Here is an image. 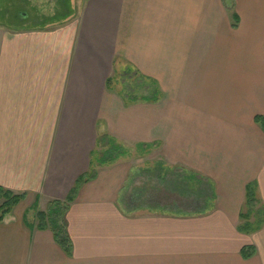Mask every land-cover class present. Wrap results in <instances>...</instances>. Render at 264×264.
<instances>
[{"label":"crops","instance_id":"obj_1","mask_svg":"<svg viewBox=\"0 0 264 264\" xmlns=\"http://www.w3.org/2000/svg\"><path fill=\"white\" fill-rule=\"evenodd\" d=\"M230 1L82 0L53 26L0 30V188L25 196L0 224V264H264V226L238 231L248 184L264 207V0ZM126 66L160 101L107 85ZM105 135L159 145L166 166L210 183L212 200L129 214L127 173L93 165L63 217L68 257L26 211L65 201Z\"/></svg>","mask_w":264,"mask_h":264},{"label":"rangeland","instance_id":"obj_2","mask_svg":"<svg viewBox=\"0 0 264 264\" xmlns=\"http://www.w3.org/2000/svg\"><path fill=\"white\" fill-rule=\"evenodd\" d=\"M58 1L59 0H0V30L12 31V29L15 30L16 28L17 30L33 28L35 25L41 24L42 22L43 24L40 25L42 27L53 26L59 22L54 20L51 21L57 11H59ZM228 2L231 3L230 0H227V3ZM82 3V0H69L71 10L74 5L75 8L79 9ZM232 10V8L229 9V11L234 12ZM21 13L24 17L27 15L26 19H19V14ZM111 85L130 101L137 100L135 102H142L141 99L143 97L152 98L153 96L154 98L157 97V101H160V93L155 91L154 85L150 81L136 75L135 71L129 66H126L125 68L122 67L120 74L113 78ZM158 146L159 145H154L152 149H149V147L147 149L144 146H139V148H137L134 146L121 145L123 154L112 163L105 165L112 166L116 164L121 167L119 169H122L124 174L127 173L125 183L126 185L128 183V186H130L129 188H131L130 194L126 197H122L121 203L118 204L121 208L123 207L126 211H128L129 214L136 216L148 214L149 210L145 208V205L136 206V204H139L137 202L140 199L141 201L144 199L149 201L153 200L159 204L167 202L168 200L165 193H160V191L157 190L165 185L166 181H170L176 177H179L183 185L188 184L195 188L197 192L196 196L199 195V197L197 196V199L203 196L202 193L198 192L199 189L197 183L195 181H189L188 178L190 175L188 172L186 173L179 168L168 167L164 164L160 156V151L157 149ZM104 150L105 148L101 149L100 152H103ZM128 169L129 171H127ZM202 185V188L206 190L208 188L207 195L204 199V203H206L209 200H212L211 198L213 194H211V187H209L206 182H203ZM143 186L148 187L145 192L146 195L144 194V196L141 191H138L137 195L133 196L132 190L137 188L140 189ZM172 199L173 198H170V200ZM256 208L258 210H262V206L260 204ZM45 210H41L37 206L33 205L26 211V221L32 222L37 211ZM243 211L245 212V210ZM155 213H164L168 215L181 214L176 207H172V209L168 210L164 209L163 211L155 210Z\"/></svg>","mask_w":264,"mask_h":264},{"label":"trees","instance_id":"obj_3","mask_svg":"<svg viewBox=\"0 0 264 264\" xmlns=\"http://www.w3.org/2000/svg\"><path fill=\"white\" fill-rule=\"evenodd\" d=\"M58 7L59 11L55 14V16L51 19L54 21H62L64 19H67L72 15V10L69 6V0H59L58 1ZM26 15V14H25ZM231 19L233 21V27H236L237 25V16L234 12L231 14ZM27 16V15H26ZM26 16L19 14V19H26ZM24 20V19H23ZM41 24L35 25V27H42ZM20 25V24H19ZM111 84V81H107V85L109 86ZM137 101V100H133ZM141 101H147V102H157V97L154 98H142ZM254 123L260 128L262 133L264 134V116H257L254 119ZM105 150L103 152H100L101 149ZM107 148V149H106ZM148 148V147H147ZM150 148V147H149ZM152 148V147H151ZM123 154V151L121 149V146L113 140L112 138L108 136H102L99 137L97 140V150L92 155V166L90 167V171L80 177L73 189L71 190L70 194L66 198L65 201L59 202L54 201L50 202L45 211H37L33 217L32 226H34L36 229L45 231L49 230L56 242V244L62 249V251L70 257L72 255V244L71 240L67 235L65 224H64V214L67 212V210L70 207V204L74 202L76 199L78 190L80 187L96 178L97 175V169L94 166H104L106 164L112 163L114 160H116L119 156ZM181 171V170H180ZM184 171V170H183ZM187 173V171H184ZM190 177L188 178L189 181H195L198 185V189L202 195L199 199V195L196 196L197 192L195 188L192 185H183L179 179V177H176L170 181H166L165 185H163L160 189H156L157 191H160V193H165L167 196V202H163L162 204H159L157 202H154L153 200H142L141 199L137 202L139 204H136V206L145 205V208L149 210V212L155 210H161L164 209H172V207H176L179 212L186 213V212H197L198 210H201L203 206H205L204 199L207 195V190L202 188L203 182H206L208 186L210 187V183L208 181L198 175H194L192 173H189ZM148 187L143 186L140 189H133L132 194L137 195V192L141 191L144 195L147 191ZM199 193V194H200ZM140 195V194H139ZM146 195V194H145ZM144 195V196H145ZM132 196V195H131ZM170 198H173L170 200ZM25 199V196L17 195L12 193L11 191L5 190L0 188V224L4 222V219L6 216L12 213L14 208L18 206L23 200ZM259 205L257 196H256V185L255 183H250L246 186L245 189V201L244 206L242 209V212L240 213V219H242L243 224L240 225L238 231L244 233H250L260 230L264 226V207L262 206V210H258L256 207ZM245 210V212L243 211ZM170 211V210H169ZM255 254V250L253 247H244L241 250V256L243 259L247 260L251 258Z\"/></svg>","mask_w":264,"mask_h":264}]
</instances>
